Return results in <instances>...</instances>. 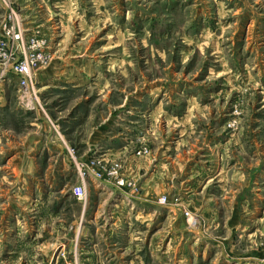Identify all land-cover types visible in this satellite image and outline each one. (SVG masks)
Masks as SVG:
<instances>
[{
    "label": "rangeland",
    "instance_id": "1",
    "mask_svg": "<svg viewBox=\"0 0 264 264\" xmlns=\"http://www.w3.org/2000/svg\"><path fill=\"white\" fill-rule=\"evenodd\" d=\"M7 22L42 60L29 92L0 78V264H264V0H0ZM41 118L71 165L30 151Z\"/></svg>",
    "mask_w": 264,
    "mask_h": 264
},
{
    "label": "built area",
    "instance_id": "2",
    "mask_svg": "<svg viewBox=\"0 0 264 264\" xmlns=\"http://www.w3.org/2000/svg\"><path fill=\"white\" fill-rule=\"evenodd\" d=\"M10 20V19H9ZM8 22L4 26L5 35L0 39V78L3 80L6 76L14 74L19 78V86L25 92H29L30 87L28 85L29 77L31 71L38 66L39 62L42 60L41 55H36V53L26 56L24 60H17V45L22 41V36L14 28L8 29ZM16 47V51H14ZM35 52V50H34ZM77 174L82 185L76 187L72 191V195L78 201H83L86 198L84 183L88 177L92 176L94 179L98 180L101 178L99 173H92L83 165L77 166ZM118 186H125L126 184L121 180L117 182ZM129 187V185H126ZM160 203L165 204L166 199L162 198L159 200ZM187 215V214H186Z\"/></svg>",
    "mask_w": 264,
    "mask_h": 264
},
{
    "label": "crops",
    "instance_id": "3",
    "mask_svg": "<svg viewBox=\"0 0 264 264\" xmlns=\"http://www.w3.org/2000/svg\"><path fill=\"white\" fill-rule=\"evenodd\" d=\"M32 126L39 130L41 129V131L34 134V136H32L28 142L29 149L30 151L34 152L33 154L35 157L39 154L47 153L60 158L63 166L71 165V158L68 151L69 147L64 142V136L61 134L60 136L55 130H53L50 121L46 118H41L35 121ZM103 132L104 130L102 131V129H98L97 131L93 132L87 145L95 149L96 153H100L99 150H104V157L109 158L111 156H115L113 149H106L105 146H107L112 140L103 136ZM123 150L125 151L126 149L122 148L118 151L122 152ZM87 153L88 152L83 153L80 156L79 159L82 162L88 161L89 154Z\"/></svg>",
    "mask_w": 264,
    "mask_h": 264
}]
</instances>
